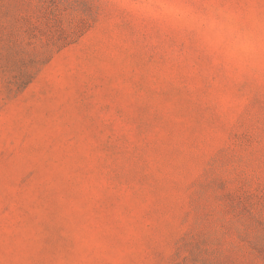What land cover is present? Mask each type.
<instances>
[{
	"label": "rangeland",
	"instance_id": "obj_1",
	"mask_svg": "<svg viewBox=\"0 0 264 264\" xmlns=\"http://www.w3.org/2000/svg\"><path fill=\"white\" fill-rule=\"evenodd\" d=\"M0 264H264V75L114 0H0Z\"/></svg>",
	"mask_w": 264,
	"mask_h": 264
},
{
	"label": "clouds",
	"instance_id": "obj_2",
	"mask_svg": "<svg viewBox=\"0 0 264 264\" xmlns=\"http://www.w3.org/2000/svg\"><path fill=\"white\" fill-rule=\"evenodd\" d=\"M137 19L179 32L202 62L239 78L264 75V18L234 10L237 0H114Z\"/></svg>",
	"mask_w": 264,
	"mask_h": 264
}]
</instances>
